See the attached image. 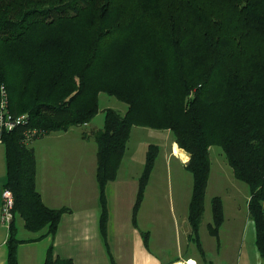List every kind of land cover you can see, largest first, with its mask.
I'll use <instances>...</instances> for the list:
<instances>
[{
    "label": "trees",
    "instance_id": "16d2710c",
    "mask_svg": "<svg viewBox=\"0 0 264 264\" xmlns=\"http://www.w3.org/2000/svg\"><path fill=\"white\" fill-rule=\"evenodd\" d=\"M132 12L161 20L164 46L136 35ZM1 86L10 111L27 114L24 124L0 131L3 189L13 200L7 264L17 263L16 216L40 238L55 233L66 210L41 199L32 140L89 123L101 92L126 105L123 112L104 108L102 127L90 133L105 245V187L136 125L170 130L190 155L189 239L198 238L204 212L209 149L221 148L235 178L249 187L247 213L264 264V0H0ZM158 151L156 144L147 146L134 212ZM210 204L208 228L217 235L220 196ZM44 264L66 263H52L48 255Z\"/></svg>",
    "mask_w": 264,
    "mask_h": 264
},
{
    "label": "crops",
    "instance_id": "0c3cea01",
    "mask_svg": "<svg viewBox=\"0 0 264 264\" xmlns=\"http://www.w3.org/2000/svg\"><path fill=\"white\" fill-rule=\"evenodd\" d=\"M90 122L79 126V128H83L79 133H71L70 127L67 130L53 131L32 140L31 145L36 156V187L41 199L47 207H64L66 210L60 216L55 233L40 238L37 237L38 234L28 231L23 226L20 217L14 218L17 229L16 235L20 239L16 246V264H44L48 255L52 263L60 261L66 264H186L190 259L193 264L194 262L198 264V260L190 255L181 254L162 259L150 249L152 229L149 223L154 222L156 214L157 218L159 217L157 210H159L160 196L159 184L155 183L156 181L151 175L152 171L145 185L142 200L134 212L139 178L143 171L149 144L143 150L141 158L134 162L133 168L129 167L124 172L123 168L126 166L123 163L125 149L115 178L106 184L105 196L108 219L106 227L107 246L105 245L99 228L100 201L96 180L97 147L90 134L94 130L88 127ZM168 131L170 132L168 137L171 153L180 160L185 168L190 155L177 145L171 131ZM0 144L2 145L0 149L1 211V193L6 177V166L5 147L1 141ZM173 146L177 147L176 151L180 154L174 152ZM224 159L227 162L225 156ZM232 175L234 176L233 171ZM186 221L188 223L187 217ZM1 222L0 218V229L4 226L6 230L5 232L0 231V264H7L9 224ZM183 230L186 231L185 241L184 238L182 241L187 243L190 240L189 224L187 226L184 222L182 237ZM242 252H244L242 255L247 264L250 254L245 249ZM261 264H263L262 260Z\"/></svg>",
    "mask_w": 264,
    "mask_h": 264
},
{
    "label": "rangeland",
    "instance_id": "374dc122",
    "mask_svg": "<svg viewBox=\"0 0 264 264\" xmlns=\"http://www.w3.org/2000/svg\"><path fill=\"white\" fill-rule=\"evenodd\" d=\"M129 4H127V7ZM132 9L131 4L129 10H127L131 12ZM132 15V27H138L136 35L145 34L143 36H150L155 46H164L163 42L166 36L160 28L162 25L159 18L151 13L137 15L132 12ZM106 107L123 112L126 105L115 97L101 92L99 94V110L88 127L95 130L102 126L103 111ZM82 130L83 128H79V126L71 127V133H79ZM169 133L168 130L163 129L132 127L123 159V163L126 165L123 168L125 172L127 168H133L134 162L141 158L143 150L146 149L148 144L154 143L159 146L151 174L156 181L155 183L159 184V210H157L159 211V217L157 218L156 214L154 222L149 223L152 229L150 249L162 259L185 254V256L195 257L198 264H246L243 256L244 252H242L245 249L250 254L247 264H261L260 257L253 244L254 225L247 213L249 187L245 182L234 178L231 167L224 159V153L217 145H212L209 150L211 171L206 188L204 212L199 225L198 238H192L189 242L183 243L182 238L185 241L186 230H183L182 237V227L184 222L188 226L186 221L188 215L187 203L192 185V175L183 167L180 160L171 153ZM1 148L2 145L0 144ZM173 150L177 153L176 146H173ZM218 194L222 201L223 222L217 235H215L209 231L208 224L212 220L211 199ZM157 205H155V208H157ZM2 230L5 232L6 228L2 226L0 231Z\"/></svg>",
    "mask_w": 264,
    "mask_h": 264
},
{
    "label": "built area",
    "instance_id": "2783aa9c",
    "mask_svg": "<svg viewBox=\"0 0 264 264\" xmlns=\"http://www.w3.org/2000/svg\"><path fill=\"white\" fill-rule=\"evenodd\" d=\"M27 120L26 113L14 114L8 108V93L5 87H0V131L12 130L16 126L24 124ZM1 141V138H0ZM13 204L10 190H2L1 221L9 223L12 218L11 207Z\"/></svg>",
    "mask_w": 264,
    "mask_h": 264
},
{
    "label": "bare ground",
    "instance_id": "6f19581e",
    "mask_svg": "<svg viewBox=\"0 0 264 264\" xmlns=\"http://www.w3.org/2000/svg\"><path fill=\"white\" fill-rule=\"evenodd\" d=\"M186 263H188V264H193V262H192V260L190 259V260H188V262H186Z\"/></svg>",
    "mask_w": 264,
    "mask_h": 264
},
{
    "label": "water",
    "instance_id": "95a60500",
    "mask_svg": "<svg viewBox=\"0 0 264 264\" xmlns=\"http://www.w3.org/2000/svg\"><path fill=\"white\" fill-rule=\"evenodd\" d=\"M9 222H11V219L9 220ZM186 264H188V263H186Z\"/></svg>",
    "mask_w": 264,
    "mask_h": 264
},
{
    "label": "clouds",
    "instance_id": "9594fccd",
    "mask_svg": "<svg viewBox=\"0 0 264 264\" xmlns=\"http://www.w3.org/2000/svg\"><path fill=\"white\" fill-rule=\"evenodd\" d=\"M12 219V218H11Z\"/></svg>",
    "mask_w": 264,
    "mask_h": 264
}]
</instances>
